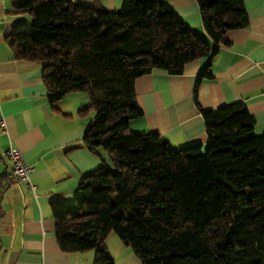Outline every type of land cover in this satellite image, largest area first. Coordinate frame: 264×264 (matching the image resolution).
<instances>
[{
    "label": "trees",
    "instance_id": "16d2710c",
    "mask_svg": "<svg viewBox=\"0 0 264 264\" xmlns=\"http://www.w3.org/2000/svg\"><path fill=\"white\" fill-rule=\"evenodd\" d=\"M206 35L192 30L166 0H123L119 10L73 0H14L33 29L7 38L16 58L44 64L54 107L86 92L95 110L84 142L105 148L84 176L74 203L54 201L64 251H96L95 264H116L105 240L115 232L144 264H264V135L242 103L199 108L208 143L175 149L157 133H138L135 83L154 70L181 74L214 55L227 31L243 27L242 0H197ZM207 67L199 81L212 78Z\"/></svg>",
    "mask_w": 264,
    "mask_h": 264
},
{
    "label": "crops",
    "instance_id": "0c3cea01",
    "mask_svg": "<svg viewBox=\"0 0 264 264\" xmlns=\"http://www.w3.org/2000/svg\"><path fill=\"white\" fill-rule=\"evenodd\" d=\"M90 7L119 10L123 0H73ZM195 32L206 35L197 0H166ZM248 23L227 31V43L214 55L195 59L181 74L163 70L137 78L135 90L143 115L131 120L138 133H157L175 149L189 145L206 148L208 135L200 111L242 103L255 118L253 134L264 135V0H242ZM33 29L27 10H16L14 0H0V264H95L96 251L62 250L56 235L51 204L74 203L84 176L102 164L112 166L103 147L84 142L94 119L80 115L89 104L86 92H70L53 107L44 81V64L16 58L7 38ZM210 67L212 78L199 81ZM23 152L36 165L31 182H10L13 163L9 147ZM111 238V239H110ZM106 238L116 264H144L131 247ZM120 240V239H119Z\"/></svg>",
    "mask_w": 264,
    "mask_h": 264
},
{
    "label": "built area",
    "instance_id": "2783aa9c",
    "mask_svg": "<svg viewBox=\"0 0 264 264\" xmlns=\"http://www.w3.org/2000/svg\"><path fill=\"white\" fill-rule=\"evenodd\" d=\"M0 125L5 126V121L0 118ZM5 156L12 161L13 167L8 175L10 182L27 181L28 186L35 190L36 186L31 182V174L35 171L36 165L30 163L24 156L23 152L17 148L9 147Z\"/></svg>",
    "mask_w": 264,
    "mask_h": 264
},
{
    "label": "rangeland",
    "instance_id": "374dc122",
    "mask_svg": "<svg viewBox=\"0 0 264 264\" xmlns=\"http://www.w3.org/2000/svg\"><path fill=\"white\" fill-rule=\"evenodd\" d=\"M72 93V92H71ZM89 104H90V102H89ZM87 105H88V103H87ZM90 112H92L91 113V116H93L94 117V115H95V110L94 109H91L90 111H89V114H90ZM86 116L88 115V113H86L85 114ZM111 167H113V163H112V166ZM111 235H115L117 238V241H121V240H119L120 238H119V236L115 233V232H111ZM108 237V236H107ZM111 239V238H110ZM105 243H106V240H105ZM106 245H107V243H106ZM108 246V245H107ZM110 247H109V249H111V251L112 252H114V254H118L117 253V249L114 247V245H113V243L111 242V240H110V245H109ZM110 251V250H109Z\"/></svg>",
    "mask_w": 264,
    "mask_h": 264
}]
</instances>
